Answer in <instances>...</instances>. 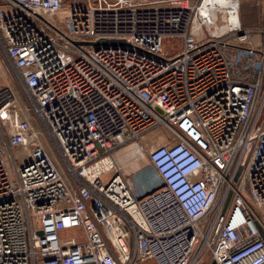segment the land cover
<instances>
[{
    "label": "built area",
    "instance_id": "obj_1",
    "mask_svg": "<svg viewBox=\"0 0 264 264\" xmlns=\"http://www.w3.org/2000/svg\"><path fill=\"white\" fill-rule=\"evenodd\" d=\"M203 1L0 0V264H264V30Z\"/></svg>",
    "mask_w": 264,
    "mask_h": 264
},
{
    "label": "rangeland",
    "instance_id": "obj_2",
    "mask_svg": "<svg viewBox=\"0 0 264 264\" xmlns=\"http://www.w3.org/2000/svg\"><path fill=\"white\" fill-rule=\"evenodd\" d=\"M220 11H221V9H220ZM179 47H180V41L178 39L169 38V39H165L163 41V49H164V52L166 54H173V53L177 52L179 50ZM256 112L258 113V122L264 126V76H263V84H262V93L257 100ZM21 116H22V118H23V116L27 117V120L29 121V125H31L35 129V131L39 133V135L42 134V131L40 130L38 123L34 120V118L32 117L31 114H28L27 111L23 110L21 112ZM41 137H42V139H44V137L42 135H41ZM142 142L144 144V147L147 150H152L160 144L167 143L168 138H167L166 132L161 127H157L154 130H152L150 133L146 134L144 136V138L142 139ZM25 151L26 150L23 147L22 150L20 149L18 151H15L16 152L15 155L18 156L19 159L21 160L23 154L26 153ZM132 164L134 166L133 168H125L124 169L125 171L130 173L129 176L133 177L134 174H136V173L138 174L143 169H147L148 171L149 170L152 171V172H150L152 178L147 181V184L145 183V184L141 185V184H137L135 181V184H136V187L138 190L146 192L147 190L151 189L152 187H156V186H159L161 184V180L156 176V174L154 173V169L152 168V166L150 165V163L147 160L146 153L142 154L141 157H139ZM138 166L139 167L145 166V167H149V168H138ZM238 182H239V189H240L241 194L246 199V201L248 202V204L252 208V210L255 213V215L257 216V218L259 220H261L262 223L264 224V211L260 207H257L251 201V199L249 197V188H248V185L246 183L245 176L244 175L240 176ZM204 227H205V225L202 224V228H204ZM63 235L65 237H75L79 241L83 240V236L81 235L80 229L65 230V231H63ZM207 261H208V259H207ZM207 261L204 262L203 264H206ZM144 264H156V262L152 261V260H148Z\"/></svg>",
    "mask_w": 264,
    "mask_h": 264
},
{
    "label": "crops",
    "instance_id": "obj_3",
    "mask_svg": "<svg viewBox=\"0 0 264 264\" xmlns=\"http://www.w3.org/2000/svg\"><path fill=\"white\" fill-rule=\"evenodd\" d=\"M210 5H215L217 7L223 8L225 11H227L230 18L235 16V11H238L239 22L243 29L264 30V0H204L203 6ZM218 10L220 11V9ZM260 40L262 43L264 42V35ZM12 82L13 80L9 69L0 57V86L6 83L10 84ZM20 149L21 148L17 149L16 151ZM132 163L133 162L130 161L127 165V168H133L134 166ZM138 168L149 167L138 166ZM150 172L152 171L143 169L138 174H134L133 178L135 179L137 184H147V181L152 178Z\"/></svg>",
    "mask_w": 264,
    "mask_h": 264
},
{
    "label": "water",
    "instance_id": "obj_4",
    "mask_svg": "<svg viewBox=\"0 0 264 264\" xmlns=\"http://www.w3.org/2000/svg\"><path fill=\"white\" fill-rule=\"evenodd\" d=\"M86 43H90V44H95V45H99V44H102V45H116V44H126L125 40L124 39H106V38H100L96 41H91V42H86ZM238 172H240V168L238 170ZM237 176L235 177V180L237 179ZM232 195H233V190L230 189L226 195V198L224 200V203L222 205V209H221V213L224 214L230 204V201H231V198H232ZM259 228V231H260V234L261 236L264 238V231L263 229H261L260 227ZM39 234H41V231L38 232Z\"/></svg>",
    "mask_w": 264,
    "mask_h": 264
},
{
    "label": "bare ground",
    "instance_id": "obj_5",
    "mask_svg": "<svg viewBox=\"0 0 264 264\" xmlns=\"http://www.w3.org/2000/svg\"><path fill=\"white\" fill-rule=\"evenodd\" d=\"M236 1V0H235ZM204 2V1H203ZM210 7H212L213 9H222V11L223 12H225L226 14H227V16H228V20L229 21H235V16L234 17H232V18H230V16H229V14L227 13V11H225L223 8H221V7H217V6H215V5H210ZM235 14H236V11H235Z\"/></svg>",
    "mask_w": 264,
    "mask_h": 264
}]
</instances>
